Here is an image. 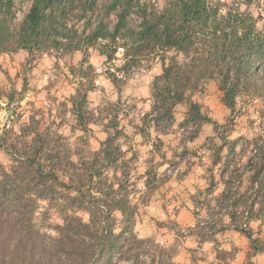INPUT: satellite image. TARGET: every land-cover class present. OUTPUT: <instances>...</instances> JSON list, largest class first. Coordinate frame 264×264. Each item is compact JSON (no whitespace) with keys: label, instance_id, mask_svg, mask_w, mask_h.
<instances>
[{"label":"trees","instance_id":"16d2710c","mask_svg":"<svg viewBox=\"0 0 264 264\" xmlns=\"http://www.w3.org/2000/svg\"><path fill=\"white\" fill-rule=\"evenodd\" d=\"M254 3L258 5L257 0H242L241 9L237 1L163 0L157 8L152 0H29L20 16L21 1L0 0V55L23 51L30 57L57 60L82 55L69 67L76 84L69 98L70 112L82 134L80 140L91 133L89 125L99 120L88 98L99 77L89 61L90 51L105 57V63H113L117 49H123L121 65L115 68L121 77L106 75L118 93L119 83L137 69H150L144 64L157 59L161 73L153 78L150 109L136 130L151 145L148 155L160 156V137L172 129L178 105L187 107L177 127L180 145L198 138L202 122H212L191 98L208 80L217 82L221 101L230 111L241 92L252 89L264 100V27L260 26L262 17L249 10ZM16 94L14 88L6 93V110ZM30 106L33 110L24 121L14 113L10 125L0 130V153L9 159L8 167L0 162V264H175L174 249L134 233L139 206L146 201L144 197L142 203L131 200L135 186L130 181L129 161L122 160L124 151L118 143L119 138H126L119 128L118 113L108 115L107 136L100 149L76 148L73 152L79 159L74 161L55 121H46ZM234 145L230 144L229 153ZM186 152L182 147L177 159H183ZM245 168L251 175L244 197L234 199L226 192L221 200L236 207L253 197L251 204L259 203V211L264 212V147L254 150ZM146 174L151 175L148 170ZM148 176L146 188L151 185ZM226 183L229 186L230 181ZM41 201L60 215L61 223L49 227L54 236L41 233L33 223ZM244 213L229 215L232 221L239 220L235 229L250 241L253 253L261 252L264 240L253 238L250 227H241ZM201 230L198 223L195 231L201 243L213 241L215 229L207 239Z\"/></svg>","mask_w":264,"mask_h":264},{"label":"rangeland","instance_id":"374dc122","mask_svg":"<svg viewBox=\"0 0 264 264\" xmlns=\"http://www.w3.org/2000/svg\"><path fill=\"white\" fill-rule=\"evenodd\" d=\"M19 1H21L22 8L19 13L21 16L29 7V0ZM152 1L157 8L163 4V0ZM221 1L226 4H231L233 1L240 4L242 2V0ZM257 1L258 5L252 4L249 10L254 15L259 14L262 17L260 26L264 27V0ZM241 9H244L242 4ZM81 58L80 53L66 56L62 60H57L53 56L35 55L30 57L23 51L12 55H0V130L10 125V119L11 116L14 117V113L21 114L23 116L22 121H24L33 110L30 105H33L34 109H38L39 116H44L48 122L55 121L58 133L66 140L63 143L70 145L73 154L72 159L76 161L79 159L73 152L76 148L82 151L87 149L92 152H97L100 149V143L107 136V117L110 112H117L119 128L126 135V138L118 139V143L124 151L122 160L129 161L130 181L135 186L131 200L142 203L140 199L144 197L146 201L139 206L134 233L138 238L150 239L164 248H172L176 254L178 247L182 245L184 238L189 236V233L198 237L196 229L193 231L174 229V224L170 221L166 223L157 221L154 217L155 210L144 208L149 202L150 194L156 188L157 181L161 182L175 172L180 173V170L185 171L192 165L198 164L200 160L204 161L207 156L202 154L199 149L190 148V143L180 145L177 127L184 119L187 107L178 105L175 108V122L172 129L168 134L160 137L163 141L162 154L165 158H161L162 154L149 156L151 145L148 141H144L140 134H137L136 126L140 125L141 117L150 109V102L147 103L146 98L142 95L146 93L148 94L147 99H150L153 78L161 73L159 61L157 59L152 60L149 64H144L145 66L149 65L150 69L146 70V67L137 69L129 77L123 78L124 80L119 83L121 92L118 93L106 75L114 73L119 78L121 77L122 74L117 73L115 68L121 65L122 57H116L117 60L113 63H105V57L99 56L96 51H90L89 61L96 68L99 77L96 82V90L89 93L88 98L92 103L91 107L95 110L94 118L99 120L89 125L91 133L86 135L85 140H80L78 138L82 134L76 126L75 117L70 112L69 98L74 94L76 84L69 73V67L76 65ZM12 88L18 94H16L9 110H6L7 99L5 95ZM191 98L201 106L202 113L212 121L200 124L197 144L201 149L213 151L214 158L212 155V161L223 158L228 160L226 178L230 181L228 186L231 191L230 194L235 196V193L242 186L241 174L245 171L249 172L245 168V163L254 154L255 149L264 147V100L259 99L252 89L248 92H241L235 99L234 110L230 111L222 103L217 82L213 80H208L201 89L192 93ZM112 105H115V108ZM215 125L218 127L217 130H215ZM150 133L151 139H154L155 134L152 129ZM233 142H235L234 150L229 153L228 148ZM221 146L224 147L223 151H220ZM182 147H186V155L183 159H177ZM81 155L84 156L85 153ZM0 162L5 167L9 166V159L3 153H0ZM147 170L151 175L146 174ZM153 173H156L157 176L160 174L157 181L153 179ZM146 176L149 177L151 183L148 188L144 184L147 179ZM144 177H146L145 180H143ZM231 177L236 178L237 181H232ZM235 198L238 197L235 196ZM251 198L248 203L242 206L244 208L240 211H248V207L256 205L258 214L253 213L252 215L261 216L264 219V212L259 211V203L251 204L253 201ZM199 207L201 209L200 204ZM194 213L198 216V223L204 229L201 230V233L203 232L206 236L205 239H207V234L209 236L211 229L207 227L206 221L212 217L210 214L205 215L200 211ZM116 216L118 219L120 218L119 215ZM241 216L243 220V215ZM83 218L86 220L87 216L83 215ZM249 219H251L250 213ZM33 223L41 233L54 236V232L49 227L60 224L61 218L54 209H48L46 202L41 201L34 214ZM166 235H168V239L165 240ZM173 236H175L174 242L167 244L172 241ZM202 249L193 251L192 262L195 264H198L197 261L206 260L212 253L215 254L218 261L212 262L213 264H227L228 260L224 255V250H219L216 245L213 246L214 252L205 247ZM229 253L234 257L233 249Z\"/></svg>","mask_w":264,"mask_h":264},{"label":"crops","instance_id":"0c3cea01","mask_svg":"<svg viewBox=\"0 0 264 264\" xmlns=\"http://www.w3.org/2000/svg\"><path fill=\"white\" fill-rule=\"evenodd\" d=\"M142 96L149 103L148 94L144 93ZM197 140H199V137L190 143V148L193 150L199 149L202 154L207 155L204 161L198 159L200 160L198 164L192 165L185 171H181L180 168V173L175 172L161 182L157 181L160 174L158 176L156 174V188L150 194L149 202L144 209L155 210L154 217L157 221L164 223L170 221L174 224V229H187L188 231H193L198 225V216L194 212L200 211L205 215H211L212 218L207 219L206 225L208 228L215 229L213 241L201 243L196 235L189 233V236L184 238V242L178 247L173 257L175 264H195L192 262L194 250H201L205 247L214 252L213 246L215 245L219 250H224L225 253L234 250V257L231 260L227 258V264H247L248 261L253 264H264V249L254 254L250 247V241L235 229L239 226V220L232 221L229 215L230 213L240 215V210L244 208L242 207L243 204L234 207L229 204L230 201L221 200L226 192L230 193L226 176H221L228 160L226 158L218 159L214 163L211 159L213 151L211 149H201L197 144ZM223 150L224 148H222ZM250 175L251 173H247V171L241 174L242 186L235 196L244 197L243 193L250 185ZM235 196H232V198H235ZM248 209L252 214H258L256 205L250 206ZM249 227L253 238L264 240V219L261 216H253L249 221ZM175 236L167 244L174 242ZM166 238L168 239V235L164 237L165 240ZM207 259L208 261H206ZM206 260H200L196 263L213 264L214 261L218 262L213 253L209 254Z\"/></svg>","mask_w":264,"mask_h":264},{"label":"built area","instance_id":"2783aa9c","mask_svg":"<svg viewBox=\"0 0 264 264\" xmlns=\"http://www.w3.org/2000/svg\"><path fill=\"white\" fill-rule=\"evenodd\" d=\"M117 57H122L123 55V49L121 48H118L117 49ZM241 227L243 229H248L249 228V215H248V212L245 211L244 215H243V220H242V223H241Z\"/></svg>","mask_w":264,"mask_h":264}]
</instances>
